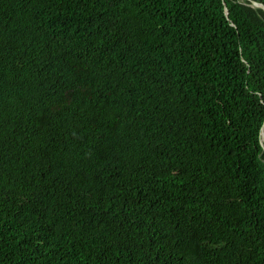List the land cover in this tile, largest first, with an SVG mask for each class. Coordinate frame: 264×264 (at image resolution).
Segmentation results:
<instances>
[{
  "label": "trees",
  "instance_id": "1",
  "mask_svg": "<svg viewBox=\"0 0 264 264\" xmlns=\"http://www.w3.org/2000/svg\"><path fill=\"white\" fill-rule=\"evenodd\" d=\"M263 123L251 0H0V264H264Z\"/></svg>",
  "mask_w": 264,
  "mask_h": 264
},
{
  "label": "water",
  "instance_id": "2",
  "mask_svg": "<svg viewBox=\"0 0 264 264\" xmlns=\"http://www.w3.org/2000/svg\"><path fill=\"white\" fill-rule=\"evenodd\" d=\"M251 3H252L253 6L260 7V8L264 9V4L263 3H259V2L254 1V0H251ZM224 9H225L226 14L228 15L229 14V10H228V7H227L226 3H224ZM263 126H264V123H263ZM263 126H262V128H263ZM262 128H261V130H262ZM262 146H263V144H262ZM263 148H264V146H263Z\"/></svg>",
  "mask_w": 264,
  "mask_h": 264
},
{
  "label": "bare ground",
  "instance_id": "3",
  "mask_svg": "<svg viewBox=\"0 0 264 264\" xmlns=\"http://www.w3.org/2000/svg\"><path fill=\"white\" fill-rule=\"evenodd\" d=\"M261 142H262V144L264 146V126H263V128L261 130Z\"/></svg>",
  "mask_w": 264,
  "mask_h": 264
}]
</instances>
